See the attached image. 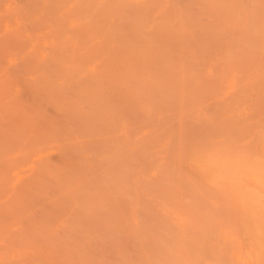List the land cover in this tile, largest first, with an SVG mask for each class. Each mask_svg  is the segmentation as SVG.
<instances>
[{
  "label": "rangeland",
  "instance_id": "obj_1",
  "mask_svg": "<svg viewBox=\"0 0 264 264\" xmlns=\"http://www.w3.org/2000/svg\"><path fill=\"white\" fill-rule=\"evenodd\" d=\"M256 2L0 0V264H264L216 213L250 148L181 137L264 91Z\"/></svg>",
  "mask_w": 264,
  "mask_h": 264
},
{
  "label": "bare ground",
  "instance_id": "obj_2",
  "mask_svg": "<svg viewBox=\"0 0 264 264\" xmlns=\"http://www.w3.org/2000/svg\"><path fill=\"white\" fill-rule=\"evenodd\" d=\"M256 3L259 5V2ZM260 7H255V16L261 10L264 11V8L259 9ZM258 9L259 12L257 13ZM260 86L262 88L264 85ZM257 91H260L258 87ZM258 92L251 99V112L242 119V126L234 121V124L226 125L225 123L224 127L218 130L216 129L217 123L210 122L205 126L184 127L181 136L186 137L185 139H188L193 148L203 146L208 140V135L228 141L230 143L228 148L234 147L237 142L240 144L245 142L244 146L250 148L248 153L252 157L249 159L254 157L253 161L238 160L221 167L223 179L235 188H241V192L227 196L220 204L221 206L216 209L217 215L223 218V222H221L223 226H229L238 220L241 231H244L249 223H253L255 229L258 230L264 227V97H262L264 91L260 92L261 94ZM248 120H252V122L248 123ZM204 131H208V135H202ZM209 197L213 199L211 196ZM217 218H213V221ZM217 243H220V240H217Z\"/></svg>",
  "mask_w": 264,
  "mask_h": 264
}]
</instances>
